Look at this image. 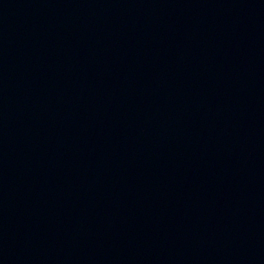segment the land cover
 I'll use <instances>...</instances> for the list:
<instances>
[{
    "label": "water",
    "instance_id": "95a60500",
    "mask_svg": "<svg viewBox=\"0 0 264 264\" xmlns=\"http://www.w3.org/2000/svg\"><path fill=\"white\" fill-rule=\"evenodd\" d=\"M0 264H264V0H0Z\"/></svg>",
    "mask_w": 264,
    "mask_h": 264
}]
</instances>
